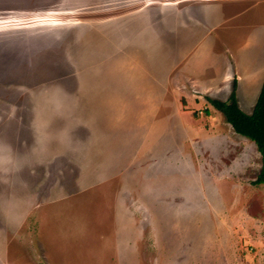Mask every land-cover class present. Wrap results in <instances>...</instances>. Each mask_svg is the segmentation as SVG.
<instances>
[{
    "label": "rangeland",
    "instance_id": "obj_1",
    "mask_svg": "<svg viewBox=\"0 0 264 264\" xmlns=\"http://www.w3.org/2000/svg\"><path fill=\"white\" fill-rule=\"evenodd\" d=\"M237 70L264 0H0V264H264L260 154L207 101Z\"/></svg>",
    "mask_w": 264,
    "mask_h": 264
},
{
    "label": "trees",
    "instance_id": "obj_2",
    "mask_svg": "<svg viewBox=\"0 0 264 264\" xmlns=\"http://www.w3.org/2000/svg\"><path fill=\"white\" fill-rule=\"evenodd\" d=\"M235 87L236 79L234 78L232 91L227 101L210 98H207V101L213 108L222 113L225 121L231 125L235 133L254 142L261 157V168L252 183L255 185L264 184V80L250 114L239 109L234 96Z\"/></svg>",
    "mask_w": 264,
    "mask_h": 264
},
{
    "label": "crops",
    "instance_id": "obj_3",
    "mask_svg": "<svg viewBox=\"0 0 264 264\" xmlns=\"http://www.w3.org/2000/svg\"><path fill=\"white\" fill-rule=\"evenodd\" d=\"M197 72H199V73L197 74L196 78H200L204 74L201 71H197ZM237 72H238V70H237ZM241 74H239V72L237 73V77H236L237 80H236V87H235V91H234V96H235V100H236V103H237L239 109L242 110L246 114H250L252 112V109H253L255 102L257 100V97H258V94H259V91H260V88H261V85H262L264 78H263L262 82H259V77H256L259 75L254 74L255 76L254 75L252 76L250 74H246L244 76ZM261 75L263 76L264 74L261 73ZM219 76H220V74H215V78L217 77V80H220ZM232 83H233V81H232ZM255 88H256L255 91H258V92L253 95L252 99H250L248 94H249V92H254ZM250 89H252V90H250ZM231 91H232V85L230 83L227 95L230 96ZM219 92L220 91L216 90L214 82H211L208 84V90H207L206 94H218ZM227 95L225 97H227ZM229 96L226 100H220V101H227L229 99ZM207 98H210V97H207ZM210 99H214V97H212ZM217 100H219V98ZM192 122L195 123L197 121L194 119V120H192ZM228 125H229L228 130L235 132L229 123H228ZM194 128L195 127L192 128V126H191V129H188V135L189 136H191V130L193 132L192 136H195L196 132H195ZM199 130H200L204 140L208 139L211 141L212 139H216L217 137L221 136L226 131V128L224 126L222 127V124L220 126H218L217 124H213V123L212 124H205L204 123V126L201 127ZM187 138H189V137L187 136Z\"/></svg>",
    "mask_w": 264,
    "mask_h": 264
}]
</instances>
